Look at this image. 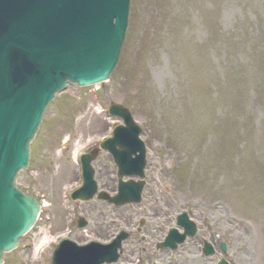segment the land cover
<instances>
[{
    "label": "rangeland",
    "instance_id": "obj_1",
    "mask_svg": "<svg viewBox=\"0 0 264 264\" xmlns=\"http://www.w3.org/2000/svg\"><path fill=\"white\" fill-rule=\"evenodd\" d=\"M110 103L128 108L150 142L139 206L69 197L80 182L74 156L121 124L108 116ZM93 166L100 190L113 195L112 158L100 153ZM16 185L45 208L5 264H51L56 242L79 217L88 227H75L71 240L84 244L104 241L101 229L111 222L115 233L133 235L142 221L174 227L184 210L228 243L231 264H264V0H132L110 81L68 85L57 96ZM144 249L129 240L117 264H139Z\"/></svg>",
    "mask_w": 264,
    "mask_h": 264
},
{
    "label": "water",
    "instance_id": "obj_2",
    "mask_svg": "<svg viewBox=\"0 0 264 264\" xmlns=\"http://www.w3.org/2000/svg\"><path fill=\"white\" fill-rule=\"evenodd\" d=\"M130 8L131 0H0V264L40 211L39 203L17 189L14 180L29 166L30 143L46 107L67 82L85 87L111 77L125 41ZM109 113L126 125L118 126L114 138L102 145L118 166L119 188L115 197L101 193L99 199L116 206L139 203L144 182L125 183L122 178L144 177L141 130L123 106L112 104ZM96 153L83 162L84 184L74 199L89 201L97 193L91 167ZM186 220L180 223L194 235L196 226ZM125 237L121 234L110 246L78 247L65 240L55 250L52 264L113 263ZM221 247L228 256L226 244Z\"/></svg>",
    "mask_w": 264,
    "mask_h": 264
},
{
    "label": "flooded vegetation",
    "instance_id": "obj_3",
    "mask_svg": "<svg viewBox=\"0 0 264 264\" xmlns=\"http://www.w3.org/2000/svg\"><path fill=\"white\" fill-rule=\"evenodd\" d=\"M196 220L199 219L196 217ZM113 222L107 226L105 229H101V235L104 239V242L107 243L114 239ZM144 230V233L141 237L138 234ZM169 230H166L165 227H157V228H145L141 227L137 229V233L135 235L129 234L128 241L132 239V243H136L137 245L143 244L147 245L148 249H144L145 252H149V254L144 253V257H142L139 261V264H152V262H156L157 264H188L191 262V259L195 256L202 257L203 246L206 241L212 244H218V236L216 233H211L212 229L209 224L206 222V219L203 218V227L198 229V234L195 238L189 239L184 245H182L176 252H172L170 250H160L158 249V245L161 244L167 237ZM101 239V238H100ZM155 247V249H153ZM136 251H134L135 253ZM182 253H186L183 255ZM176 254L177 259L173 261L170 257ZM204 264H210L212 261L209 258H202ZM255 264V263H253Z\"/></svg>",
    "mask_w": 264,
    "mask_h": 264
},
{
    "label": "bare ground",
    "instance_id": "obj_4",
    "mask_svg": "<svg viewBox=\"0 0 264 264\" xmlns=\"http://www.w3.org/2000/svg\"><path fill=\"white\" fill-rule=\"evenodd\" d=\"M45 244V242L44 241H41L38 245H37V249H36V251L38 252L39 251V249L42 247V245H44Z\"/></svg>",
    "mask_w": 264,
    "mask_h": 264
}]
</instances>
